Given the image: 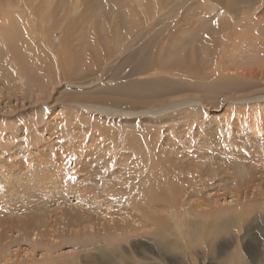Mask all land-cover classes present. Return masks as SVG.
<instances>
[{
	"label": "bare ground",
	"instance_id": "1",
	"mask_svg": "<svg viewBox=\"0 0 264 264\" xmlns=\"http://www.w3.org/2000/svg\"><path fill=\"white\" fill-rule=\"evenodd\" d=\"M261 1L263 2V0H259V3ZM89 2L90 0H0V98L3 100L7 99L6 101L10 104V108H13L12 110L14 113L17 114L18 112L29 108L25 107V102H23L25 99L35 98L36 103H34V101V105H38L40 102H47V100H44L43 96L47 93V90H49L48 87L58 88V92L60 88L59 86L62 87L65 83L71 85L75 82V80L73 82V79H85V81H87V85L85 84L86 86H83V81H76L77 83H74V85L84 89H89V87L96 84L98 85L101 82L109 81L112 78H118L117 73L122 68V65L125 63L128 65V62L133 60L134 54L132 49L134 50V48L130 49V54H126L125 52L129 51L127 50V44L121 43V41L117 40V38L115 39V37L111 40L109 38L107 41H103L104 39L97 36L90 38L88 40L90 42H88V46L86 48H83L85 42L78 41V38H75V23H79L84 20L81 18L86 12H89ZM128 2V14L125 12V17L130 19L128 22L130 25L134 24L133 26H135V28H139L140 25L143 24V22H139L136 15H142L143 18L148 21V23L144 25L145 27L141 31H138L140 34L149 30L151 26H153L151 25L152 23L157 22L159 19H162L168 14H172L173 16L175 13L183 12L181 9L185 7L191 10H189L188 13L186 12V18L181 15V17L183 16L182 19L184 21V26L181 30L178 29L181 32V36L178 35L180 40L174 35L177 40L173 41L168 38L167 35V40L165 39L163 43H160L156 40V37H153L150 41L145 42L144 48L138 52V55L136 56V64L131 65L132 67H130V70L127 71L125 77H131L134 74L151 71L150 75L152 74V81L145 80L142 81L141 84H138L140 85V89H138L139 92L135 91L138 85L133 86V84L136 85V82H130L131 80H129V83L126 81V83H117L112 88V90L125 94L122 98L115 95L100 94L99 91H97L100 95H89L87 97L88 102L83 104L80 103L78 105L84 107L86 110L89 109L97 112L101 111L106 115H113L112 118L120 115L124 116L125 119L128 120L148 116L152 118L153 121L158 123L162 115H165L173 110H176L177 112V110L195 105L208 109V105L210 104L207 102L205 97L202 96L203 93L205 94L207 91L203 92L202 90V95L200 92L198 93V91L202 88H209L213 91L218 90L217 92H220L219 89L226 90V92H232L233 95L229 96L228 94L229 97H225L226 102L231 104L243 102L253 104V102L264 101V95H257L256 90L246 93H242L240 91L244 86L251 83L249 79L251 77H255L256 74H260L264 77L263 60H261L262 64L257 66L256 64L258 63L254 64L255 59H252L253 62L250 64H253L252 66L254 67L257 66L256 68L243 67L242 64L245 62L241 64L242 61H240L239 64L241 66H238V68L241 69V73L237 76L233 75L234 69H231V67L235 65L234 63L228 61L237 50V46L240 45V37L236 36L232 40L228 39L229 35L232 34L234 30L233 28L235 27L234 23L236 16L235 18L232 17L234 21L228 19V12L226 8H223L224 5L220 4L216 0H128ZM231 3L233 5L240 3V5L243 6L245 0H231ZM249 6L250 5H248V7ZM256 9L257 5L253 2V7L250 10H253L254 12ZM209 14L216 16L218 20H220L219 24H211L213 25L212 27L202 26V21L206 18H210ZM181 17H179L178 21L182 20L180 19ZM188 18L192 21L191 25L194 28L200 27L199 25L202 24V29L197 31L200 32L198 37L195 35L196 37L194 36L192 38V44L185 45L186 41L181 40V37H183L182 32L184 30L187 32L192 31L190 30L192 27L189 28L190 24ZM117 21L113 23L118 24L119 28H123L126 25V27L130 26L128 23L124 24L122 20ZM260 21H264V17H261ZM114 28L115 29H113L112 32L115 31L116 33L117 26H114ZM243 28L244 26H240L238 33H245V35L247 34L249 37L251 32L248 33V30L250 29H246L245 32L242 30ZM256 30L258 34H255L253 38L256 40L259 39L257 41L259 43H257L255 51H258H256L257 54L261 53V55H264V25L258 27ZM108 31L109 30L106 32ZM133 32L137 33L132 29L127 40H129L130 37L132 38ZM165 33H167V30L162 31L160 29V32H158V34L162 36ZM54 34H59V36L57 35L58 37L55 38L53 37ZM257 35L258 37H256ZM179 41L180 44L181 41L184 42L181 51H178L177 54L174 53L175 56L171 57V54L175 47L179 44ZM197 42H201L199 43L201 45V53L197 46ZM202 51L204 53H202ZM130 56H132L131 59H129ZM122 58L124 59L123 62L120 61ZM117 60V63L121 64L116 68V73L112 76L110 74H105L104 72L106 71V68L109 67L112 62ZM155 71L157 73H153ZM227 71H231L230 74L232 75L228 76V74H226ZM162 72L171 76L176 81H171L167 78L161 77L159 74ZM81 73L83 74L81 75ZM237 73L238 72H236V74ZM155 77L161 78H158L154 82ZM56 84L62 85L57 86ZM154 85L157 87H154ZM206 85H210L211 87H207ZM107 90L108 89H104V92H112L111 90ZM194 90L196 92H194ZM234 91L237 93L240 91L241 93L235 94L236 92ZM17 93H19V95ZM48 95L49 94H47V96ZM13 98L17 104L16 108L11 105ZM223 100L224 98H222V102ZM105 101L123 103L126 106L136 104L144 106L136 111L113 109L112 107L106 106L104 103ZM21 102L24 104H21ZM97 102L102 104H98ZM36 107L37 106H31L30 110ZM209 109H211V107ZM37 116L40 118L39 114ZM212 119L213 120H211V122L205 124L206 131H204L203 135L201 134V140L198 139L201 149H195L191 153H198L197 156L201 157L202 154L200 153H202L201 151L204 150V147L208 148L211 145L215 146L217 143L219 144L218 141H220V143H222V141L225 142L230 146V148L237 147V151H239L238 147L242 145L247 153L246 157V155L241 154L239 151L240 155H236L233 160L235 162L236 160L238 161V159H242L241 164L244 165L245 169V174L238 177L236 181L232 176L236 185L241 186V190L235 188L236 190H234L233 194L230 196L233 198L232 200L237 201L236 204H238L239 209L244 208V212H238V216L228 219L230 222H224L226 226L227 224L234 226L239 222L241 224V221L246 219V216L244 215H248V213H250L251 205L254 203L258 204V206L260 205V209H262V212L264 213V122L255 114V116L251 119V123L248 124L250 127L248 126V134L245 136L239 135L241 130H243V127H245V124L241 122H235L234 124L232 122V128L234 129L232 130L234 134L232 136V134L230 135L228 131L229 127L231 128L229 123L224 124L223 120L218 117V115L212 117ZM164 121H167L165 117L160 122ZM32 122L30 123L33 124ZM46 122L47 123L45 125H49L48 123H52V119H47ZM24 127L26 129V125H24L23 122V125L17 126V129L20 130L21 134L26 136ZM53 127L54 126L51 125L48 129H54ZM44 129L45 128H40L38 126L35 129L36 133L35 131L33 133L39 137L38 132ZM158 130L159 128H157V131ZM20 132L18 134L13 132L11 133H13L16 137L20 134ZM222 132V141L221 139L217 140L214 135L220 136ZM159 133L157 132V134ZM7 138L12 139V134L8 135ZM48 139L52 140L50 135L44 139V142H46L45 145L49 148L53 146V142H49ZM15 142L16 141L13 142L14 146L9 151L10 154L5 156L4 159L0 161L2 162L0 163V183L4 185V189L0 190V198H3L5 201V195L8 196L14 191L22 192L27 196V198L25 197L27 201L22 202L23 205L31 203L32 210H36L33 203L37 206L39 203L41 204L42 197L45 199L49 197L50 201H54V210L56 212L54 213L59 216L56 218L61 220L63 227L65 226L67 229L62 227V230L59 229L57 232H52L46 220L47 216L45 215L47 212L46 210L44 211L46 208L42 209L43 212L37 214V216H25L24 218L21 216H2V214H0V263L2 261L3 264H15V261L22 258L21 252L17 249H14V251L11 249L7 252L5 250L13 248L12 246H15V244H19L24 241L27 242H24L25 244H28L31 247L42 246L45 252H49L50 249L52 250L54 245L59 243L57 242L59 239L65 240V242L68 240L67 243L70 241L86 246L88 245L87 237L90 235L97 236L102 232L108 234L117 233L118 239L116 241H118L121 237L126 236L125 239L121 240H125L129 243L128 247L130 248L125 247L131 257H133V254L135 257V248H137L139 254H143L139 251L141 250V244L143 241H140L138 238H136V240H129L133 235L140 237L141 234L136 235V231L149 233L152 236H159L157 240L161 241L164 239L163 236L165 233L176 235L182 240H185V237L188 236L190 240H188L189 242L185 241L184 244H189L191 247L200 245L201 243H205V241H207V238L205 240L201 237V234L203 233L202 230L205 225L203 220H195L194 223L188 225V228L190 226L193 227L188 229L186 227H182L178 217L182 211L181 210L179 212V207H181L180 204L187 205L186 213L185 211L183 212L187 216H193V213L195 215L198 214L199 216H204L206 213L197 210V207L201 206V202L198 201H210L207 198L209 193L208 195L202 196L205 197L204 199H201L200 196L201 194H206L207 189L205 190V188L209 186L208 181L214 178L216 176L214 174L217 172L211 171V165L207 166V168L202 167V162L205 163V161L210 164H216L217 161L213 159L214 156L212 157L210 153L207 155L205 154L206 157L203 155L206 159L205 161L196 160V158L193 157H187V159H185L184 157L187 155L179 156L180 152H166L165 156H163L164 153L162 152V149H158L161 145H154L155 148L153 151L149 152L150 155L147 154L146 157H144L146 170L144 174L140 175L141 177L143 176V181L141 180L142 183L145 185L147 184V187L145 189H140L139 193L130 194V191H128L126 196L120 194L118 197L115 195L112 198L113 195L111 194V187L112 185L118 186L114 180H112L114 174H118L116 175L117 179L121 178L120 186L118 187L127 190L128 188H131L129 187L131 185L130 176L126 167L130 165L131 169L137 171V173L138 171L140 172V164H138L136 158L134 161L131 160V164H125V166H123L124 163H122L121 159L117 160L114 156H110L106 153L98 154L95 152L97 156H94V162L91 163L87 152L84 155L74 154L73 156H70L69 154H60V152L59 154L56 153L54 156L52 155L48 157L46 155L45 158L41 159V163L34 160L36 157H28L27 155H24V157L22 156V159L14 161L13 158L20 156L18 151L21 150V143L19 141ZM116 142L117 141L115 140V143ZM124 143L121 142L120 144L122 145ZM151 144L153 143L151 142ZM58 145L59 148H62L60 144ZM162 145L173 146V144H170L169 140L166 141V139ZM230 152L232 154L236 153L233 148L230 149ZM124 157L129 159L131 158V154ZM200 157L198 159H200ZM97 162H101V164H98L101 168H98L97 164H94ZM114 163H118L122 166L118 167V169L113 168L114 166H112V164L114 165ZM213 194H217V197L220 193L215 194L214 192ZM31 197H36L39 201H33ZM127 198L133 201V203L131 201V208L129 206L123 208L121 207V210H123L120 214L128 216H105L104 213H97V219L95 220L91 214L89 215V213L94 210L93 206L97 205L98 202H104L105 204H108V206L116 204L123 206L124 204H128ZM211 198L213 197L211 196ZM227 198L224 197L223 200L225 201ZM13 203L15 202L13 201ZM234 204L235 203H233V205ZM38 208L41 209V207ZM109 209L106 210L109 211ZM216 209L220 213L222 212L219 210V206L216 207ZM1 211L3 212L4 210ZM106 213L108 212L106 211ZM118 214L119 213L117 212V215ZM214 219L215 218H213V220ZM212 224L213 223H211V225ZM173 242V245H175L176 241ZM61 245L62 249L64 245ZM119 247L120 245H114V251H119ZM54 250L56 249L54 248ZM59 251L60 250H58V252ZM31 252H34V250Z\"/></svg>",
	"mask_w": 264,
	"mask_h": 264
},
{
	"label": "rangeland",
	"instance_id": "2",
	"mask_svg": "<svg viewBox=\"0 0 264 264\" xmlns=\"http://www.w3.org/2000/svg\"><path fill=\"white\" fill-rule=\"evenodd\" d=\"M216 1H218L220 4L224 5L223 8L224 9L226 8V10L228 12V17H229L228 19L233 20L232 17L235 18V16H236L235 23H234L235 27L233 28L234 30H233L232 34L229 35V38H228V39L232 40L236 36L240 37V41H239L240 45L237 46L238 51L236 50L232 55L233 59L231 57L228 61V62L234 63V65H235V66L231 67V69H234L233 75L237 76L239 73H241V71H240L241 69L238 68V66H241L239 64L240 61H242L241 64L243 62H245L242 64V66L247 67V68H256L258 65L262 64L261 60H263V63H264V55H261V53L257 54L258 51L257 50H256L257 52L255 51V48H257L256 45H257V43H259V42H257L259 39L257 38L258 40H256L253 38L255 34H258L256 29H258V27L264 25L263 24L264 21H260L261 17H264V10H263L264 9L263 8L264 0H263V2L261 1L260 3H259V0H245V3L243 4V6L240 5V3L237 4L239 8L237 7V5H233L231 3V0H216ZM253 2H255V4L257 5V9L254 12H253V10H250L253 7ZM89 3H90L89 4V12H86L83 15V17L81 18L84 20L79 22V23H75V26H74V31H75L74 35H76L75 38H78V41L85 42L83 48H86L88 46V42H90L88 40L90 38L97 36L101 39H104L103 41H107V39L110 38V40H111V39H113V37H115V39L117 38V40H120L121 43L127 44V48H128L127 50H129V51L125 52L126 54H130V49L134 48V50L132 49V52H133L135 57L133 56V60L128 62V65L126 63L124 65H122V68L117 73L118 78H112L109 81L104 80L105 82H101L98 85L96 84L92 87H89V89H87V88L84 89V88H81V87L74 85V83H77L76 81H83V83H82L83 86H86L87 81H85V79H83V80L73 79V82L75 80V82L73 84L70 85L68 83H65V84H63L62 87L59 86L60 88H59L58 92H57L58 88L48 87L49 90H47V93L43 96L44 100H47V102H45V103L40 102V104L34 105V103H36L35 98L25 99L23 101V102H25V107H29V108H27L26 110H23L21 112H18L17 114L14 113V111L12 110L13 108H10V106H9L10 104H8L6 101L7 99L3 100L2 98H0V161H2L5 156L10 154L9 151L14 146V143H13L14 141H16V142L19 141L21 143V147H20L21 150L18 151L20 156L13 158L14 161L22 159L21 158L22 156L24 157V155H27L28 157L29 156L36 157V158H34V160L37 161L38 163H41L40 162V161H42L41 159L45 158L46 155L48 157L52 156V155L54 156L56 153L59 154L60 152H61L60 154H65V155L69 154L70 156H73L74 154L84 155L87 152L88 153L87 155H88L91 163L94 162V156H97L96 153H98V154L99 153H106L110 156H114V158H116L117 160L121 159L122 163H124L123 166H125V164H127V165L131 164L132 163L131 160L134 161L136 158V160L138 161V164H140V169H141L140 172L138 171V173H137V171H134L133 169H131L130 165L128 167H126L128 169V170L127 169L126 170L129 172L128 174L130 176V183H131V185L129 186V187H131L130 189L128 188V190H127V189H122L121 187H118V186H120L121 178L117 179L116 175H118V174L113 175L114 177L112 180H114V182L118 185V186L112 185V187H111L112 188L111 194L113 195L112 196V198H113L115 195L118 197V195H120V194L126 196L128 191H130V194H134L137 192L139 193L140 189H145L147 187V184L145 185L144 183H142V181H143L142 177L143 176L141 177L140 175L144 174V172L146 170V168H145L146 164L144 163V157H146L147 154L150 155L149 152L153 151L155 146L161 145L158 147V149H162V152L164 153L163 156H165L166 152H168V153L169 152H171V153L172 152L173 153L174 152L175 153L180 152L179 156H183V155L186 156L187 155L186 157H184L185 159H187V157L188 158L193 157V158H196V160H200V161H205L206 155L210 153V155L212 157L214 156L213 159L215 161H217L216 162L217 165L212 164V163L210 164V163H207L205 161V163L202 162L203 163L202 167L207 168V166L211 165L210 166V168H212L211 171H217V172H216V174H214L216 176L214 178L210 179L211 181L210 180L208 181L209 186H207L205 188V190L207 189L209 192L206 190V194H201V196H200L201 199H204L205 197H202V196L208 195V193H209V196L207 198L210 201H205V200L198 201V202H201V206L197 207V210L202 211V212H206V213L204 214V216H199L198 214L195 215L194 213H193V216H187L185 214L186 210H187V205L180 204L181 207H179V212L181 210L182 211L180 212L179 217H178L180 219L182 227H184V228L185 227L188 228V225L194 223L195 220L196 221L203 220L205 225H204V228L202 230L203 233L201 232L202 233L201 237H202V239L204 238L205 240L207 238V241H205V243L203 242L204 244L201 243L200 245L191 247L189 244L188 245L184 244L185 241L189 242L188 240H190V238L188 236L185 237V240H182L176 235H172L169 233H165V234L163 233L164 234V236H163L164 241L163 240L161 241V240H157L159 236L158 237L152 236L149 233H143L142 231H138V232L136 231V235L141 234L140 237L139 236L136 237L135 235H133L132 237H130L129 240H136V238H138L140 241H143L141 244L142 245L141 250H139L143 254H139L137 248H135L136 254H135V257L133 254V257H134L133 258L129 255V253L126 250V247L129 246V243L126 242L125 240H121V239H125L126 236L121 237L119 239L120 241L119 240L116 241L118 239L117 233L108 234V233L102 232L103 231L102 230L101 231L102 233L100 232L101 234H99L97 236L90 235L91 237L90 236L87 237V240H88L87 244L88 245H86V246H83L80 243L77 244L75 242H70V241L67 243L68 240H66V242H65V240L59 239V240H57V242H59V243L57 245H54L55 247L53 246L52 250L50 249L51 252L49 251L50 252L49 253V252H45V250H43L42 246H38V247L33 246L34 247L33 248L30 245L25 244L27 242L24 241L25 243L21 242L19 244H15V246H12L13 248H8L5 251L7 252L11 249H13V251H14V249L15 250L17 249L18 251L21 252L22 258H19L18 261H15L16 262L15 264H264V213L262 212V209H260V205L258 206V204H256V203L251 205L250 213H248V215L247 214L244 215V216H246L245 217L246 219H243L241 221V224L239 222L234 226H230L229 224H227V226H226L224 223L227 221L230 222V220H228V219H232V218H235L236 216H238L237 215L238 212H244V208L239 209L238 204H236L237 201L232 200L233 198L230 195H232L233 191L236 189L241 190V186L236 185L235 181L238 179V177L245 174L244 165L241 164L242 159L241 160L238 159V161L236 160L235 162L233 160L235 159L236 155H240V152H241V154H244L247 157L246 150L243 148L242 145H240L238 147V150L240 152L237 151V147H232L233 150L236 152L235 154H232L230 152V149H232V148H230V146L228 144H226L225 142L222 141V137H223V132H222L220 136L214 135V137H216L217 140L221 139L222 143H220V141H218L219 144L217 143L215 146L211 145L208 148L204 147V150L201 151L202 153H200V154H202L201 157L199 156L200 159H198L199 158L197 156L198 153H191L195 149H197V150L201 149V146L199 145V140H201V134L203 135L204 131H206L205 130V124L208 122H211V120H213L212 117H215L216 115H218V117H220L223 120L224 124L229 123V125L231 126V128L229 127V130H228L230 135L231 134H232V136L234 135L233 131H232V130H234L232 128L233 127L232 124L233 123L235 124V122H241V123L245 124L244 125L245 127H243V130H241V132L239 133L240 136H245L246 134H248V130L250 127V125H248V124L251 123V119L253 118V116H255V114H256V116L261 118L260 120H262L264 122V120H263L264 119V116H263L264 115V101L263 102H261V101L260 102H253V104L252 103L250 104L249 102L231 104L229 102H226L225 97H229L230 95H233L232 92H226V90H222V89H219L220 92H217L218 90L213 91V90H210L209 88L208 89L202 88L201 90L198 91V93L200 92V94L202 95V93H201L202 90H203V92L207 91V92H205V94L203 93L202 96L205 97L207 102L210 104V105H208V109L210 107H211V109L208 110L206 108H203V107L201 108V107L195 105L192 107L177 110V112H176V110L175 111L173 110V111H171L165 115H162L161 118L159 117L160 120L158 123L153 121L152 118H150L148 116H143L140 118H132V119L127 120V119H125L124 116H120V115L118 117L112 118L113 115H110V114L106 115L104 112H101V111L97 112V111H93V110H89V109L86 110L84 107H82L78 104H80V103L83 104L85 102H88L87 97L89 95H92V94L97 95L100 93V94H105V95L120 96V98H122L125 96V94H122L120 92L112 90L113 86H115L117 83H126L129 80H131L130 82H133V81L136 82V85L133 84V86H137L138 84H141L142 81H145V80L152 81V74L150 75L151 71L144 72L141 74H134L131 77H125V76H126L127 71L130 70V67H132L131 65L136 64V62H137L136 56L138 55V52H140L141 49L144 48L145 42L150 41L151 38L156 37V40L159 41L160 43H163L165 41V39L167 40V35H168V38H170L173 41L177 40L176 37L179 38V40H180V37H179V36H181L180 30L184 26V24H183L184 21L182 18H183V16H184V18H186V12L188 13L189 10H191V9L185 7L183 9H181V11H183V12L175 13L173 16H172V14H168L167 16L163 17L162 19H159L157 22L152 23L151 25H153V26H151V28L149 30L144 31L142 34H140L138 31H141L145 27L144 25H146L148 23V21H146V19H144L142 15H140V16L136 15V18H138L139 22H143V24L140 25L139 28L138 27L135 28V26H133L134 24L130 25L128 23L130 21V19L125 17V12H127V14H128V11H127V9L129 8L128 0H90ZM20 4H22V3H20ZM247 4L250 6L248 7ZM245 7H247V8H245ZM241 8L242 9L244 8L243 11ZM237 9H239V10H237ZM181 15H183V16L181 17ZM179 17H181L180 19H182V20L178 21ZM169 18H170V20H169ZM255 19H256V21H255ZM117 20H119V21L122 20L124 22V24L128 23V25H130V26L126 27L127 26L126 25L123 28L122 27L119 28L118 24L113 23V22H116ZM188 20H189V18H188ZM219 22H220V20H218V18L216 16L210 15V18H206L202 21L203 25L202 24L199 25L201 28L200 27L194 28L191 25L192 21L189 20L190 26L189 25H187V26H189V28L192 27L190 29L192 31L187 32L184 30L182 32L183 37H181V40L186 41L185 45H187V44L190 45L193 43L192 38L195 35L197 37H198V35H200L199 34L200 32H197V31L201 30L202 26L212 27L213 25H211V24L216 25V24H219ZM186 24H188V23H186ZM114 26H117L118 31L116 30V33H115V31L112 32L113 29H115ZM176 26H177V28H176ZM240 26H244V28L242 30L245 32H246V29L247 30L250 29V30H248V33L251 32V34H249L250 35L249 37L253 38V39H250L247 36V34L245 35V33L239 34L238 30H239ZM132 29L135 30L137 33L133 32L132 38L130 37L131 39L129 38V40H127ZM160 29L162 31L167 30V33H165L163 36L159 35L158 32H160ZM174 29H176V30H174ZM178 29H180V30H178ZM107 30H109V31L106 32ZM191 33H195V34H191ZM103 34H104V36H103ZM57 35L59 36V34H56V35L54 34L53 37L57 38L58 37ZM107 35H108V37H107ZM111 36H112V38H111ZM256 37H258V35ZM183 43L184 42L181 41V44H182L181 45L180 41H179L178 45L180 46V48L177 45L175 47L174 51L172 52L171 57H174L175 54L178 53V51H181ZM199 43H201V42H199ZM199 43L197 42V46H198L199 51H200L201 45ZM202 46H204V45H202ZM200 53H201V51H200ZM202 53H204V52L202 51ZM131 55H132V53H131ZM124 56H125V54H124ZM212 57H214V56H212ZM131 58H132V56L129 57V59H131ZM252 59L253 60L255 59L254 64L258 63V64H256L257 66L254 67V66H252L253 64L252 65L250 64L253 62ZM120 61L123 62L124 59L122 58ZM117 62H118V60L112 62L110 64V66L106 68V71L104 73L110 74L111 76L113 74H115L116 68L121 64V63L118 64ZM231 71H227L226 74H228V76H231L232 75V74H230ZM236 72H238V73L236 74ZM153 73H157V72L155 71ZM82 74L83 73H81V75ZM159 75L163 78H167L168 80L176 81L171 76L164 74L163 72ZM161 77H155L154 82L158 78H161ZM107 80H108V77H107ZM249 80L251 83L244 86L242 88V90H240V91L242 93H246L249 91L251 92V91L256 90L257 95H261V94L264 95V77H262L260 74H256L255 77H251ZM56 85L58 86V85H62V84H56ZM206 86L211 87L210 85H206ZM154 87H157V86L154 85ZM104 89L111 90L112 92H109L108 90H107L108 92H104ZM138 89H140V85H138L136 87L135 91L139 92ZM84 90H87L88 92L84 91ZM97 91H99V93ZM240 91H239V93H241ZM89 92H90V94H89ZM194 92H196V91L194 90ZM234 92H236V91H234ZM239 93L236 92L235 94H239ZM17 94L19 95V93H17ZM47 94H49V95L47 96ZM228 94H229V96H228ZM78 95H79V98H78ZM50 97L52 98V100ZM45 98H47V99H45ZM222 98H224L223 102H222ZM12 100L13 101H12L11 105H13V107L16 108L17 107L16 101H14V98ZM23 102H21V104ZM97 103L102 104L100 102H97ZM104 103L106 104V106L112 107L113 109H124V110H132V111L133 110H135V111L139 110V109H141V107L144 106L141 104L127 105L126 106L123 103H112L110 101H108V102L105 101ZM213 105H215V106H213ZM31 106H33V107L37 106V107L30 110ZM30 113H33V114H30ZM38 114H39L40 118H38V116H37ZM238 115H239V117H238ZM164 117L166 118L167 121L160 122L161 120H163ZM50 118L52 119V123H48L49 125H45L47 123L46 122L47 119H50ZM39 119H41V120H39ZM108 119H110V120H108ZM176 119H178V120H176ZM238 119H240V120H238ZM38 120H39V122H38ZM23 122H24V125H26V129L24 127L25 132H26V136L21 134L20 130L17 129V126H22ZM30 122H32L33 124H31ZM34 123H35V125H34ZM116 123H117V125H116ZM51 125L54 126L53 127L54 129H52V128L48 129L51 127ZM38 126L40 128L41 127L45 128L44 130H41L40 132H38L39 137H37L33 133L35 131L36 127H38ZM157 128H159L158 131H157ZM62 130H64V131H62ZM11 132H13L15 134H18L20 132V134L15 137V135ZM157 132L158 133L160 132V133L157 134ZM35 133H36V131H35ZM10 134H12V136H13L12 139L7 138V136ZM48 135H50L51 139H52V140L48 139V141L51 143L53 142V146H51L49 148H48V146L45 145L46 142H44V139ZM218 137H219V139H218ZM165 139H166V141L169 140L170 144H173V146L162 145V143L165 142ZM115 140L118 143L117 142L115 143ZM121 142H123V143L125 142V143L121 145L120 144ZM151 142L153 144H151ZM58 144H60L61 147L62 148L64 147V148L63 149L59 148ZM24 150H25V152H24ZM58 150H59V152H58ZM64 151H66V152H64ZM32 153H33V155H32ZM130 154H131V158L127 159L126 157H124V156L130 155ZM140 156H142V157H140ZM0 163H2V162H0ZM142 163H144V164H142ZM94 164H97L98 168H101L98 165V164H101V162L100 163L97 162ZM225 164H226V166H225ZM219 165H220V167H219ZM112 166H114L113 168L118 169V167H121L122 165H119L118 163L117 164L114 163V165L112 164ZM221 168H222V170H221ZM232 176L235 178V181H234V178H232ZM216 180H218V181H216ZM103 185H104V183H103ZM228 185H230V186H228ZM1 189H4V185H2L0 183V190ZM214 192H215V194L220 193L219 196L216 197L217 194L214 195L213 194ZM210 195L213 198H211ZM8 196L5 195V199H6L5 201L6 202L4 201L3 198H0V207L2 208V209L1 208L0 209L4 210L3 212L0 210L1 211L0 214H2V216H18V217L21 216L22 218H24L25 216L26 217L27 216H37V214L43 212L42 209L46 208V209H44V211L46 210V212H47L45 216H47L46 220L50 226V230L52 232H54V231L57 232L59 229H61L63 227V223H61V220L57 219L59 216L55 214L56 212L54 210V207H55L54 201H50L49 197L46 199L44 197H42L41 204L40 203L38 204V202H37V204L40 206H38V205L36 206L35 203H33V206L36 208V210H32L31 203L23 205L22 202L27 201L26 200L27 196L24 195L22 192L14 191L12 194H10ZM223 196L226 198L228 197L229 200L227 198L224 201ZM31 198L33 199V201H39L38 199H36V197L35 198L31 197ZM110 199H111V197H110ZM215 199H217V200H215ZM127 200H128V204H124L123 206L121 204H120L121 206H119L117 204L113 205V206L112 205L108 206V204H105L104 202H100V203L98 202L97 205L93 206L94 210L91 211V213H89V215L91 214L95 218V220L97 219V216H96L97 213H100V214L104 213L105 216H122V217L128 216V215L120 214L121 211L123 210V209L121 210V207L123 208V207L129 206L131 208V205H132L131 201L132 200L128 199V198H127ZM13 201L15 203H13ZM216 201H217V203H216ZM30 202H32V201H30ZM209 202L213 205L215 202V205L213 206ZM232 202L235 204L233 205ZM132 203H133V201H132ZM209 204L211 205L212 208L210 207ZM100 205H101V207L102 206L103 207L101 208ZM217 205L219 206V210L222 211L221 213L216 209V207H218ZM34 207H33V209H34ZM38 207H41V209ZM84 207H86V206H84ZM9 208H10V210H9ZM213 208H215V209H213ZM106 209H109L110 212ZM115 209H117V210H115ZM192 210H194V209H192ZM106 211L108 213H106ZM184 211H185V213H183ZM94 212H95V214H94ZM117 212L120 215L119 214L117 215ZM260 212H261V215H260ZM115 213H116V215H115ZM219 214H221V215H219ZM222 214H224V215H222ZM248 217H249V219H248ZM213 218H215L217 220H215V219L213 220ZM54 222H56V223H54ZM248 222H250L251 224ZM211 223H213V224L211 225ZM184 225H186V226H184ZM224 226H225V228H224ZM192 227L193 226H190L188 229H191ZM217 227H219V228H217ZM63 228L67 229V227H65V226ZM100 228H101V226H100ZM142 234H143V236H142ZM208 238H209V240H208ZM91 241H92V243H91ZM173 241H176L177 243L175 242V245H173V243H174ZM88 242H90V243H88ZM167 243H169V244H167ZM59 244L64 245L62 249H61L62 245L60 246ZM65 244H67V245H65ZM111 244H112V246H111ZM138 244H140V243H138ZM114 245H120V247H119L120 250L114 251V249H113ZM41 247H42V249H41ZM54 248L56 250H54ZM128 248H130V247H128ZM32 249L34 250V252H31V251H33ZM57 249L60 251L58 252ZM69 254H70V257H69ZM55 257H56V259H55ZM39 259H40V261H39ZM233 262H235V263H233ZM0 264H3V262L1 261Z\"/></svg>",
	"mask_w": 264,
	"mask_h": 264
}]
</instances>
